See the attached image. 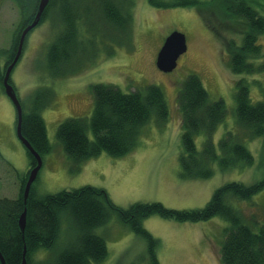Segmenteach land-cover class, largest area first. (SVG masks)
I'll list each match as a JSON object with an SVG mask.
<instances>
[{"label": "rangeland", "instance_id": "obj_1", "mask_svg": "<svg viewBox=\"0 0 264 264\" xmlns=\"http://www.w3.org/2000/svg\"><path fill=\"white\" fill-rule=\"evenodd\" d=\"M254 1L253 7L264 16V0ZM65 2L66 6L59 1L50 13L51 17L28 34L22 56L11 74V82L23 103L27 104L41 89H45L40 92L41 103L52 94L41 111L52 149L41 155L43 165L34 183L37 198L92 186L105 189L113 203L124 209L141 202H158L173 210H192L204 207L214 191L227 183L252 185L264 180L263 138L254 141L242 138L255 159L249 167L222 172L216 162L215 175L211 179L181 177L184 127L178 94L184 81L191 74L198 75L211 100L225 102L227 116L213 136L217 146L227 132H237V80L245 77L252 81L249 76L235 75L229 67L228 40L235 39L241 44L242 35L236 21L223 18L219 1L200 0L201 5L187 8H160L149 0ZM108 10L117 15L122 11L125 25L108 27L103 19ZM67 12L72 17L80 16L71 47L79 54L66 70V76L61 77L58 71L49 69L47 54L48 48L67 30L66 25L61 27V22L56 23L62 15L66 18ZM21 19L16 1L0 0L2 68ZM88 24L92 26L87 30ZM102 28H107V32ZM173 32L186 35L188 51L174 71L163 72L157 67V57L166 38ZM260 42L264 45V37ZM257 78L264 83L262 76ZM96 84L113 85L124 93L143 92L147 86H158L165 95L169 118L165 125L153 119L145 126L139 145L132 153L113 157L103 152L82 162L76 170L58 140L57 132L60 124L69 118L91 119L93 86ZM260 94L252 84V101H259ZM89 137L94 139L92 131H89ZM206 138L203 134L196 137L199 151L203 150ZM29 168L30 158L17 135L16 108L0 89V199L18 196L19 174L26 173ZM229 203L236 210L251 215L253 222H264V191L248 200L229 199ZM249 224L255 231L258 229ZM143 225L159 241L157 251L161 264H221L224 229L229 225L227 220L217 217L207 222L190 223L154 215ZM63 228H66V222H63ZM96 234L108 244L109 254L102 264H148L147 242L123 224L117 215L99 227ZM68 235L65 240L58 241V253L72 239V233ZM51 255L49 251H39L32 256L31 264L45 259L44 263H47L55 258Z\"/></svg>", "mask_w": 264, "mask_h": 264}, {"label": "trees", "instance_id": "obj_2", "mask_svg": "<svg viewBox=\"0 0 264 264\" xmlns=\"http://www.w3.org/2000/svg\"><path fill=\"white\" fill-rule=\"evenodd\" d=\"M14 1L20 8L22 19L15 32L12 47L6 51L8 58L3 68L0 65V89L4 93L6 71L16 56L21 34L35 19L41 0ZM59 1L66 4V0H49L40 23L51 17L50 13ZM149 1L160 8L201 5L200 0ZM215 1L221 4L224 19L238 23L242 35L241 44L235 39L228 40L226 50L230 60L229 67L235 75L249 76L252 81L245 77L237 80V132H227L218 146L214 143L213 136L227 116L225 102L211 100L198 75L191 74L184 81L178 94L184 127V151L180 156L183 179L213 178L216 162L222 172L249 167L255 159L242 143V138L252 141L263 138L264 143V83L257 78L262 76L264 80V45L260 42L264 37V16L253 7L254 0ZM121 10L123 11L122 8ZM121 12L117 15L106 11L103 19L108 27L121 28L125 25L122 16L125 14ZM79 20V15L72 17L67 12L66 18L62 15L56 21L57 24L62 23L61 27L66 25L67 30L48 48L47 60L49 69L58 71L61 77L66 76V70L71 68L79 54L77 49L71 48ZM88 26L87 30L92 25ZM102 29L107 32V28ZM10 83L12 84L11 79ZM252 84L261 93L257 102L251 99ZM42 91L45 89L35 93L27 104L20 100L23 107L22 134L40 155L47 154L52 149L46 123L41 116V111L48 105L52 94L47 95L41 103L39 99ZM93 93L94 112L91 119L69 118L60 124L57 132L58 140L73 160L76 170L82 162L103 152L113 157L132 153L139 145L145 126L153 119L160 125H165L168 121L169 108L165 95L158 86H147L143 92L135 90L124 93L113 85L96 84L93 86ZM89 131H92L94 139H90ZM201 134L207 138L203 150L199 151L195 140ZM25 150L30 158V168L26 173L19 174L18 196L14 199H0V251L7 264H22L25 247L28 264H31L32 256L39 251H49L52 254L50 257L55 258L47 263H44L45 259L37 264H102L109 254L108 244L96 234V230L106 225L114 215L147 242L148 264H161L157 251L159 241L143 225L147 218L154 215L190 223L223 218L229 225L224 229L221 264H264V222H253L251 215L236 210L229 203V199L248 200L263 192L264 180L252 185L242 182L227 183L214 191L204 207L192 210H173L158 202H141L124 209L113 203L105 189L92 186L37 198L33 184L25 204L26 183L31 171L37 166L36 158L26 148ZM25 209L27 224L23 231L19 226V219ZM63 222H66L65 229ZM249 223L258 229L255 231ZM69 233H72V239L58 253V241L61 238L65 240Z\"/></svg>", "mask_w": 264, "mask_h": 264}, {"label": "water", "instance_id": "obj_3", "mask_svg": "<svg viewBox=\"0 0 264 264\" xmlns=\"http://www.w3.org/2000/svg\"><path fill=\"white\" fill-rule=\"evenodd\" d=\"M49 4V0H41L39 3V8L36 13L34 21L28 25L23 33L21 34L19 40V46L16 53V56L12 62V64L8 67L5 77H4V88L6 96L12 101L14 104L16 111H17V135L19 140L21 141L22 145L30 151V153L36 158L37 166L31 171L29 179L26 183L25 187V204L29 198L32 186L36 181L39 172L43 165L42 156L33 148L31 143L23 136L22 134V121H23V107L18 97L17 91L13 84L10 83L11 74L18 64L25 45L26 38L28 34L34 30L41 22L42 15L46 10V7ZM188 51L187 46V37L185 34L180 32H173L171 33L165 40L163 46L161 47L158 57H157V67L163 72H172L178 67V63L182 56H184ZM27 224V209L23 212L19 219V225L21 230L24 231ZM27 248L25 247L24 254H23V261L22 264H28L27 258ZM0 261L1 264H7L1 251H0Z\"/></svg>", "mask_w": 264, "mask_h": 264}, {"label": "bare ground", "instance_id": "obj_4", "mask_svg": "<svg viewBox=\"0 0 264 264\" xmlns=\"http://www.w3.org/2000/svg\"><path fill=\"white\" fill-rule=\"evenodd\" d=\"M11 101V100H10ZM12 102V101H11ZM14 105V104H13Z\"/></svg>", "mask_w": 264, "mask_h": 264}]
</instances>
